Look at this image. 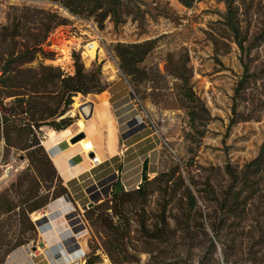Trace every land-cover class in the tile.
Returning <instances> with one entry per match:
<instances>
[{
	"label": "rangeland",
	"instance_id": "1",
	"mask_svg": "<svg viewBox=\"0 0 264 264\" xmlns=\"http://www.w3.org/2000/svg\"><path fill=\"white\" fill-rule=\"evenodd\" d=\"M36 1L1 3L0 24L7 23L8 16L24 7L53 10L52 6ZM231 5L236 10L243 49L232 40L230 30L223 23L225 0H194L189 7L178 0H120L116 21L109 15L99 20V11L91 16L77 14L96 23L102 38V51L99 54L101 59L96 54L90 58L89 51L81 58L72 49L71 62V52L74 51L85 68L99 64L103 80L107 84L113 82L116 90L124 92L128 100L126 122L124 119L118 122L119 131L124 130L123 138H119L121 151L119 156L107 162L109 166L105 169L99 164L68 182L54 177L52 184L60 182L66 186L68 195L61 194L29 213L35 225L34 237L11 248L3 257L2 264H64L66 255L71 258L76 255L81 264L87 258H92L93 264H112L101 246L100 227L90 224L84 210L91 203L107 198L116 178L123 188L128 189L140 181L143 169L150 178L175 165L184 182L192 179L200 188L195 193L198 208L190 221L194 238L192 241L188 239V243L180 236L170 243L144 242L132 220L134 212L129 211L131 230L126 240L129 251L138 256L140 264H264V171L250 175L248 179V182H257L259 190L258 196L246 206L243 216L230 219V224L215 231L210 222L216 213L214 225L219 224V212H214L213 204L203 199L208 197L209 191L202 182H211L213 191L219 192L230 182L224 170L225 164L240 168L257 153L264 139V38L260 39L264 30V0H232ZM56 12L65 20L56 26L49 42H56L65 55L67 45L79 39L72 36L73 33L76 35L72 25L74 20L58 10ZM146 38H154V47L140 63L147 77L135 84L120 71L112 45L116 41L134 42ZM49 50L53 51L51 58L39 54L28 65L36 66L39 62L57 65L61 60L59 51ZM5 51L3 46L0 56L5 57ZM90 51L93 56V49ZM168 53L173 54L171 61H183L190 69L188 84L207 109V115L198 111L202 117L196 119L194 128L188 122L185 107L180 105L176 79L165 71ZM107 59H113L114 63L107 62ZM244 65L248 74L246 87L235 98V111L249 116V119L228 125L232 114L233 87L242 75ZM135 96L137 99L133 100ZM80 98V95L72 96L67 114L74 120L69 130L72 134L83 131L87 136L69 145L85 150L89 140L93 144L91 133L95 124L78 111ZM77 117L80 118L76 126L74 121ZM46 128L50 127H40L41 139ZM23 175L26 177L21 181L22 189L31 184L40 193L44 192L47 182L35 176V171L28 166L24 150H5L0 139V191L10 182H15L17 176ZM62 197L66 199L65 203L59 202ZM160 200L157 192L149 195L146 213H158ZM57 207L64 217L58 214ZM171 212H175L174 207ZM67 214L76 216L71 229L77 231V239L82 244V249L74 253L77 247L72 246L73 239L64 244V249L59 244L62 236L58 235L67 227ZM13 217H4L0 226V237H5L0 248L13 244L22 233H29L26 230L18 234L19 224ZM209 240L213 241V247ZM39 241L43 244H38ZM148 249L151 251H144ZM178 249L180 254L174 256L173 252Z\"/></svg>",
	"mask_w": 264,
	"mask_h": 264
},
{
	"label": "trees",
	"instance_id": "2",
	"mask_svg": "<svg viewBox=\"0 0 264 264\" xmlns=\"http://www.w3.org/2000/svg\"><path fill=\"white\" fill-rule=\"evenodd\" d=\"M184 6H191L194 0H178ZM73 14L85 13L88 16L99 11V20L109 15L114 21L116 8L120 0H57ZM232 0H225L223 23L231 32L234 42L243 49L236 10L231 5ZM64 17L54 10L24 7L17 13L8 16V22L0 24V55L4 46L5 57L0 56V139L5 150L13 148L24 150L28 166L35 171V176L47 182L44 192L31 184L22 189L23 177L17 176L15 182L0 191V226L4 217H11L19 224L18 234L28 230L27 235H20L9 246L0 248V264L3 257L14 246L27 242L35 235V225L29 213L43 207L49 200L66 194L67 187L63 184H52L53 178L60 177L52 164L43 144L40 142V127L46 125L50 129H63L74 118L67 114L71 107L72 96L76 93H97L109 84L103 80L100 65L85 68L74 51L72 55L71 72L63 71L58 65L43 64L29 66L36 55L51 58L53 51L46 48L49 44L50 31L63 23ZM264 38V30L260 33ZM154 47V38H146L134 42L116 41L112 51L117 58L120 71L128 76L135 84L144 80L147 73L140 65L145 56ZM173 54L168 53L165 71L176 79L179 88L180 105L185 107L188 122L194 128L196 119L202 117L200 111L207 115L203 102L195 95L188 84L191 76L182 61H171ZM169 63V65H168ZM171 63V64H170ZM246 65L242 75L233 87L232 114L228 125L247 120L249 116L235 111V98L246 87ZM8 98V99H7ZM7 99V100H6ZM8 103V105H6ZM224 170L230 180L219 192L213 191L211 182H202L209 191L208 197L203 198L213 204L214 212L219 216L214 225V216L210 226L213 231L218 227L230 224V219L242 217L246 206L258 196L257 182H248L250 175H259L264 171V139L257 153L236 169L225 164ZM198 182L189 179L184 182L178 166H171L148 178L143 169L140 181L132 188H123L116 178L109 189V196L96 203H91L84 210L85 218L91 225L99 226L101 231V246L112 264H140L139 258L128 249L127 238L130 232L131 217L128 212H134L136 230L144 242L170 243L180 236L192 241L190 221L197 206L196 194L200 191ZM256 185V186H255ZM157 192L161 197L159 212L149 215L145 205L149 195ZM202 199V198H201ZM175 212H171V208ZM5 215V216H4ZM5 237H0V244ZM9 241V240H6ZM190 242V241H189ZM213 247V241L209 240ZM192 243L189 245L191 246ZM150 252L151 250H144ZM180 250L173 252L178 256ZM136 257V258H134ZM92 258H87L84 264H93Z\"/></svg>",
	"mask_w": 264,
	"mask_h": 264
},
{
	"label": "crops",
	"instance_id": "3",
	"mask_svg": "<svg viewBox=\"0 0 264 264\" xmlns=\"http://www.w3.org/2000/svg\"><path fill=\"white\" fill-rule=\"evenodd\" d=\"M118 90L120 91V89ZM118 90H116V88L114 87V83L112 82L100 92L86 94H81L78 92L73 95V97L75 98L78 95L81 96L78 102L82 103L91 101L90 115L88 116V118H86V120L88 119V121H92L95 124L91 133V138L94 146L93 150L101 158L100 160L102 162L100 165H104L102 169H105L106 166H109L107 162L113 160L115 156H119V151H121V148H119L118 145L120 143L119 138H123L122 133L124 130L119 131L118 122L121 119H124V121L126 122L128 100L125 97V93L119 92ZM79 118L80 117H77L75 119V125ZM70 125L71 124L63 129L58 130L46 128L44 130L43 139H41V142L46 149L47 154L52 161V164L54 165L58 175L62 180L67 182L74 178H77L89 168H93L90 167L88 159L77 145H69L70 142H68V139L72 135V132L69 130ZM50 131H53V134H49ZM86 136L87 135L85 134V137ZM108 173L109 172H105V174ZM65 200L66 199H64V197L59 198L60 203L62 201L65 203ZM58 214L64 217L63 212L60 210V208L58 210ZM43 215H46V213H43ZM74 219H76L75 215L70 216V214H67L65 216L67 227L58 235H61L62 238L68 240H74H71L72 246H76L77 249H74L73 253L78 249H82V244L76 236L77 231H75L74 229L73 231L71 229V226L75 225L73 223ZM59 244L64 249L65 246L63 242L60 241Z\"/></svg>",
	"mask_w": 264,
	"mask_h": 264
},
{
	"label": "built area",
	"instance_id": "4",
	"mask_svg": "<svg viewBox=\"0 0 264 264\" xmlns=\"http://www.w3.org/2000/svg\"><path fill=\"white\" fill-rule=\"evenodd\" d=\"M13 1L16 0H0V4L1 3H13ZM36 2L38 3H42V4H46V6H52L54 11H59L64 13L65 15H67L70 19H73V24L74 25V31H76V35H74V33L72 34V36L75 39H79V40H74V42H72L71 44L67 45V49L65 52V55H63V52L61 51V49L59 48V46L56 44V42H49V44H47L46 46H48V49H53L55 50V52L59 51L60 55L58 58H60V62H58V66L63 70V71H67V72H71L72 70V62L70 59V51L73 49L74 51H77L80 55L81 58L85 57L87 54V51L90 49H93V56L92 58H94L95 54L98 56L99 58V54L102 51V47L100 46V42H101V35L99 33L98 27L96 25V23L91 19V18H86V17H82L79 16L77 14H73L71 12H69L64 6H62L60 3L56 2V1H52V0H37ZM55 29L56 27H54V29H52L49 33L48 36V41L50 40V35H53L55 33ZM54 47V48H53ZM65 57H67V60H65ZM52 60V59H49ZM107 62H113L114 60L111 59V61H109V59L106 60ZM112 63V64H113ZM137 99L136 96L133 97V100ZM82 153L86 156V158L88 159V162L90 164V167H96L97 165L101 164V160L99 158V156L94 152L93 147L92 146H88L84 149H81ZM91 153V155H89Z\"/></svg>",
	"mask_w": 264,
	"mask_h": 264
},
{
	"label": "water",
	"instance_id": "5",
	"mask_svg": "<svg viewBox=\"0 0 264 264\" xmlns=\"http://www.w3.org/2000/svg\"><path fill=\"white\" fill-rule=\"evenodd\" d=\"M77 109L82 114V116L84 118H87L90 115V111H91V101L82 102L81 104H79L77 106ZM83 136H84V132L78 131L69 137V142H75ZM89 155H91V153ZM61 239H62L61 241L63 242V244H65L68 241V239H65V238H61ZM38 244L42 245L43 242L39 241ZM34 247L35 246L32 245V248H34ZM76 257H77L76 255L73 258H71L69 255H66V262L65 263L66 264H74V263L79 262V259Z\"/></svg>",
	"mask_w": 264,
	"mask_h": 264
},
{
	"label": "bare ground",
	"instance_id": "6",
	"mask_svg": "<svg viewBox=\"0 0 264 264\" xmlns=\"http://www.w3.org/2000/svg\"><path fill=\"white\" fill-rule=\"evenodd\" d=\"M90 50H91V49H90ZM90 50H88V51H89V55H88V56L91 58V57H92V53H91V51H90ZM49 134H53V131H50V132H49ZM84 137H85V136H84ZM84 137H82V138L78 139V140H77V141H75L74 143H76V142L80 141V140H81V139H83ZM52 138H53V137H52ZM53 140H54V139H53ZM89 141H90V142H88V143H87V145H88V146H92V147H94V146H93V144H92V142H91V140H89ZM88 146H87V147H88ZM78 259H79V262H77V263H74V264H81V260H80V258H78Z\"/></svg>",
	"mask_w": 264,
	"mask_h": 264
}]
</instances>
